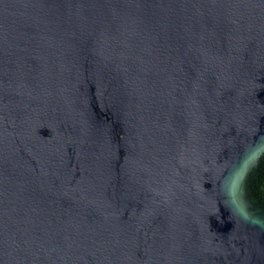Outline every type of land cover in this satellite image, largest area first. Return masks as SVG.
Returning a JSON list of instances; mask_svg holds the SVG:
<instances>
[{"label": "water", "instance_id": "obj_1", "mask_svg": "<svg viewBox=\"0 0 264 264\" xmlns=\"http://www.w3.org/2000/svg\"><path fill=\"white\" fill-rule=\"evenodd\" d=\"M264 0H0V264H264Z\"/></svg>", "mask_w": 264, "mask_h": 264}, {"label": "trees", "instance_id": "obj_2", "mask_svg": "<svg viewBox=\"0 0 264 264\" xmlns=\"http://www.w3.org/2000/svg\"><path fill=\"white\" fill-rule=\"evenodd\" d=\"M247 188L254 201L264 207V153L259 166L247 180Z\"/></svg>", "mask_w": 264, "mask_h": 264}, {"label": "clouds", "instance_id": "obj_3", "mask_svg": "<svg viewBox=\"0 0 264 264\" xmlns=\"http://www.w3.org/2000/svg\"><path fill=\"white\" fill-rule=\"evenodd\" d=\"M244 219L251 220L253 223H264V221H262L259 217H253L250 214L245 215Z\"/></svg>", "mask_w": 264, "mask_h": 264}, {"label": "flooded vegetation", "instance_id": "obj_4", "mask_svg": "<svg viewBox=\"0 0 264 264\" xmlns=\"http://www.w3.org/2000/svg\"><path fill=\"white\" fill-rule=\"evenodd\" d=\"M263 209H264V207H263Z\"/></svg>", "mask_w": 264, "mask_h": 264}]
</instances>
